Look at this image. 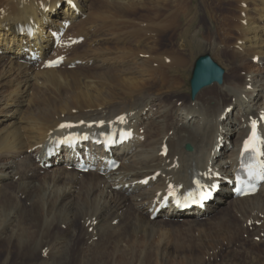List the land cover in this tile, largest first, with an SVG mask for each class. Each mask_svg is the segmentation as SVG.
Masks as SVG:
<instances>
[{
  "label": "bare ground",
  "instance_id": "6f19581e",
  "mask_svg": "<svg viewBox=\"0 0 264 264\" xmlns=\"http://www.w3.org/2000/svg\"><path fill=\"white\" fill-rule=\"evenodd\" d=\"M200 10L208 20L206 30ZM136 11L141 14L137 21ZM196 25H200L201 38L213 43L214 49L219 46L214 54L216 59L232 65L230 92L234 103L215 86L203 89L199 93L204 108L187 112L201 124L191 131L187 126L176 128L172 123L168 114L173 109L171 102L169 107L162 104L159 111H154L153 103L158 98L150 94L168 81L172 89L180 87L179 69L185 62L180 50L201 47L193 43L194 39L187 41L188 32ZM178 29L182 31L176 34ZM53 34L59 41L56 48L51 46ZM78 38L83 40L81 46L76 44ZM176 38L181 40L182 48H174ZM131 39L137 44L134 49L116 46L121 40L129 43ZM82 46L85 49L81 52ZM78 49L81 53H77ZM31 52L40 57L51 55L45 62L35 64L26 61ZM54 59L67 69L47 68L48 61ZM76 61L87 69L80 70L82 66L72 69ZM256 66L264 70V0H0V76L2 85L12 80L15 83L12 90L0 91V249L6 256L3 264H12L14 260L30 263L38 258L50 259L40 264H70L76 240L81 241V249L76 247L74 264H152L157 262V252L169 258L168 264H202L201 254L207 255L205 264H212L218 259L224 241L228 246L236 242L248 246L256 252L250 257L251 264H264V184L254 196L229 199V208L216 213V220L228 222L220 232L206 233L209 220L203 218L208 210L214 209V202L222 197L231 198L223 179L230 176H217L215 168L209 167L219 135L216 123L227 106L241 103L242 86L250 85L251 80L255 81L254 89L260 83L264 91V72ZM254 67L256 70H252ZM62 82L70 89L65 97L58 93L51 100L40 90L46 84L61 86ZM103 111L110 116L98 117ZM132 111L137 124L138 120H149L153 115L168 119L164 127L149 123L151 129L146 134L132 131L131 142L136 145L145 144L152 136L166 135L159 142L160 154L137 158L142 165L139 169L122 167V163L120 169L110 172L99 164L103 177L97 173L80 175L75 170V154L58 143V138L71 131L61 125L95 120L94 128H74L92 139L97 132L108 133L115 127L130 129L124 119H129ZM214 115L216 120H210ZM257 118L259 122V114ZM98 119H103L102 123ZM249 120H240V124L248 126ZM241 135L233 142L236 158L228 165L230 174L238 164ZM187 143L194 147L191 152L184 150ZM87 145L95 155L101 151L96 144ZM84 152L78 150L79 154ZM126 152L113 150L112 156L121 161ZM60 158L67 159L65 167L60 166ZM40 164H50L55 169L47 172ZM69 165L72 169L67 171ZM8 168L11 171L6 173ZM121 169L123 173L119 172ZM39 172L44 175L40 177ZM15 177L17 180L13 181ZM145 179L148 183L143 185ZM157 181L160 183L153 189L140 193ZM213 183L221 187L205 211L182 212L172 203L168 205L169 221L182 218L183 226L197 232L198 243L195 237L178 234L171 238L169 232L153 230L154 220L150 217L158 208L161 211L156 219L162 216L165 195L182 194L197 185L211 188ZM58 187L61 191L57 193ZM76 189H83L84 194L77 193L70 201ZM97 189L99 199L92 197ZM128 193L135 195L128 198ZM122 208L125 209L119 213ZM10 219L14 222L11 230L6 225ZM141 219L150 231L147 227L143 229ZM248 221H253L251 227L247 226ZM84 234L88 239H81ZM154 235L158 238L156 246L152 241Z\"/></svg>",
  "mask_w": 264,
  "mask_h": 264
},
{
  "label": "rangeland",
  "instance_id": "374dc122",
  "mask_svg": "<svg viewBox=\"0 0 264 264\" xmlns=\"http://www.w3.org/2000/svg\"><path fill=\"white\" fill-rule=\"evenodd\" d=\"M103 2H104V0H103ZM137 13H139V14L137 15ZM201 14H203L201 16V18H202L203 26H205L204 30H206L207 27H208V20L205 18L204 13H203L202 10H200V15ZM139 15H141L140 11H136V18H137L136 21L138 20V16ZM199 27H200V25H196V26H194V27H192L190 29V31L188 32V36L189 37H188L187 41L192 42V39H194L195 41L193 43H195L197 45H200L201 47L199 49L196 48V47H191L189 49L180 50V53H182L184 55V58H185L184 64L179 69L180 87H178L177 89H174V88L172 89L171 87H173V86L171 85V82L168 81V83L165 84L164 86H162L159 91L155 90L154 92H151V94H150L151 96H155V97L158 98L153 103V106H154L153 110L154 111H159V108H161L162 104L168 105V107H169L170 102H171L170 107L172 106L173 109L170 108L172 113L169 110L168 114L170 113L171 116H172L171 117L173 119L172 123L175 124L176 128H181V127H186L187 126L188 127L187 129L191 130V131H194L195 129H197V127L199 129L201 124H199L200 122H199V119L197 117H192L191 118V115H187L188 110L192 109V111H195L196 109L200 108V110H201L202 108H204L202 103H201V101H200V98H201L200 93L197 95V97L194 100H190V98H189V94H190V91H189V79L191 77L193 64H194L195 60L198 57L203 56V55H208L211 58V60L214 63H216L224 71L223 84L221 86L217 85V84H212L211 86H215L218 89H220L221 91H223L226 94H228L229 95V99H231V102L234 103V98L232 97L233 96L232 92H230V86H231L230 84H231L232 77L234 76V73L231 72L232 65L227 60L221 59L220 61H218L216 59L214 54H215V51H217L216 49L219 48V46L216 49H214L215 47L214 46H213L214 48L212 47L213 43L208 44V42L206 40L201 38V36L199 35ZM181 31H182V29H178L176 31V34L181 33ZM191 33H193V35ZM190 35H192V36H190ZM175 42H176V45H174V48H176V49L182 48V46L180 45L181 40L179 38H176L173 41V43H175ZM77 44H80V46H81V43L79 41H77ZM109 45L113 46L112 44H109ZM135 45H137L136 42L134 41V39H131V40H129V43L123 42L121 40V42H119V44H117L116 46L117 47H123L124 46L126 48L134 49ZM138 46H140V45H138ZM80 48H82V49H80ZM80 48L79 49L82 52L83 49H85V46H82ZM79 49L77 50V53H81ZM109 54H112V53H110V51H109ZM256 61H257V59L253 61L254 64L257 63ZM75 66L78 67V68H80L82 66L80 68V70H82V71L87 69L85 64L77 63V64H73L72 67L74 68ZM65 67H66V65L65 66L63 65L61 67V69L62 68L63 69H67ZM256 67H257L258 71L261 70L260 71L261 73L264 72V70H262L261 67L260 68L258 66H256ZM256 67L252 68V70H256ZM90 71H92V70H90ZM240 75L242 76L243 74L240 73ZM242 77H244V75ZM1 79H2V77L0 76V91L8 92V91H10V90H12L14 88V86H13V84H15L14 80L8 81V82L4 83V85H2L3 82L1 81ZM248 80H250V79L247 78V81ZM70 81H73V78L70 77ZM254 82H255L254 80L253 81L251 80V84H250L251 87H250V85H248L246 87L242 86V88H244V89L246 88V89L245 90L242 89L243 93H242V96L240 98L241 99V103L240 104L237 105V103H236V104H231L229 107L227 106V108H225V112L222 115H220L218 117L219 118L218 119L217 115L219 114V112L222 109L221 104H220V106L218 108L219 111H217L218 114L216 113L217 115H214V116L209 118L210 120L211 119L216 120V118H217V123H216L217 127H216V129H218V131H219V135L218 136H220V137L217 136L218 138L216 137V140H217V143H218L217 149L212 151L211 160H210L209 164H210V166L215 168L217 173L220 174V173L223 172V174H220V175H227V173L229 172L228 165L230 164V162H232L236 158V156H235L236 155V148L233 146V142H234L235 139L238 138V136L243 131L242 124L240 125V123H239L240 120H242V118L244 116L248 117V116H251V115H256L258 113H260L259 115H260V120H261V116H262L261 114H264V93H263L264 91L261 89V87H259L260 83H257L256 84V88L254 89ZM262 84H264V83H262ZM66 85L67 84L64 83V82H62L61 86H59V85L51 86L50 84H48V85L46 84V86L42 87L40 90H43L41 92L46 93V95L49 97V99L53 100L55 98V96H57L58 93H60V94L62 93L61 97H65L66 95H68L67 93L70 92V89L68 87L65 88ZM211 86H209V87H211ZM209 87H207V88H209ZM256 95H259V96H256ZM160 102H162V103H160ZM211 104H213V102H211ZM105 112H107V110H105ZM105 112L103 111V114H99L97 116L98 117H106V118L108 116H110V115L106 114ZM132 113L133 114H131V112L129 113V116L132 115L131 116L132 118L130 117L128 119L129 120V124H130V126L133 124L132 125V126H134L133 128H136V129H134V131H136L138 133V135L139 134L142 135V134H146V133L150 132L151 128H150L149 123H151V122L154 123L155 125H157L158 127H164L169 122L168 119H161V118L158 119L157 115H153V116L149 117V120L148 119L147 120H143V119L142 120H138V124H137V118L134 117V116H136L135 112L132 111ZM76 114H78V112H76ZM94 117H96V116H94ZM257 117H258V115L257 116H252V118H249V117L248 118L252 119V121H254ZM134 119H136V120H134ZM99 120H101L100 123H102L103 119H98V121ZM111 120H112V118H111ZM257 120H258V118L256 119L255 122H258ZM260 120H259V122H260ZM88 121L89 122H87V121L86 122L82 121V122H85L87 124L91 122L90 119ZM82 122H71V123L72 124H77L78 123L77 125H79V123H82ZM92 123H93V125L95 124L94 127L97 126L95 120H93ZM134 123H135V125L136 124L137 125L135 126ZM132 126H131V128H132ZM83 127L85 128L86 126H83ZM94 127H92V128H94ZM169 131L171 132L173 130H169ZM169 131H167L168 132V134H167L168 136L171 135V133H172L171 132L169 134ZM261 131L264 134V123L262 124ZM144 132H146V133H144ZM163 137L164 136H162V135L161 136L159 135L157 137H153L152 136L150 139H148L146 141L145 144H137L136 145V143H132L131 142V144L129 143L128 145H126L127 147L126 146L125 147L124 146L120 147V149L117 150L119 153H120V151L123 152L124 150L128 151V152H126V156L124 158H122L121 161H119L120 162V166L123 163L124 165H122V167L127 165L128 169L129 168H133V169L141 168L142 165L139 163V161H137V158H142V157H144L146 155L159 154V151H160V148H161V144L159 142H160V139H162ZM165 138H166V135H165L164 139ZM187 144L191 145L190 143H187ZM163 147H165V145ZM191 147L194 148L192 145H191ZM94 155L95 154L93 153V156ZM94 157H96V155ZM60 159H59V162L61 163L60 166L65 167L64 165L66 164L67 159H65V160L63 158L61 160ZM147 164L155 165L156 162L155 163L153 162V164H152V162H148ZM45 169H47V172H48V171H52L55 168L51 167V166L50 167H46L45 166ZM66 169H67V171H70L68 169V167H66ZM10 171H11V169L8 168V169H6L5 172L9 173ZM123 171L124 170H122V169H121V171L119 170V172H121V173H123ZM220 171H222V172H220ZM93 173L96 174L97 171H94V172L91 171L89 173L80 174V175H88V174H93ZM43 175L44 174L42 172H39V176L40 177H42ZM98 175L100 177L103 176L101 174H98ZM111 176L113 177L114 175H111ZM16 180H17V177H15V179L13 181H16ZM157 183H160V181L155 182L154 184L149 186V188L147 187L145 190L141 191L140 193L145 192L148 189H153L155 186L158 185ZM46 187H47V185L44 186V188H46ZM60 191H61V188L58 187L57 188V193L60 192ZM75 191L76 192L74 194H72L71 197L69 198L70 201L73 199V197H75L77 195V193L84 194V190L83 189L80 190V191H79V189H76ZM47 194H48V190L45 192L44 198H46ZM133 195H135V194H127L126 196L129 198L130 196H133ZM260 195H258V196H260ZM92 197L93 198L95 197V198L99 199L100 198V189H97L96 191H94V194H92ZM228 201H229V197L228 196L227 197H222L221 200H218V201L214 202V209L212 211L208 210L205 213L203 218L209 220V223H208V225L206 227L207 229L205 230L206 233L212 235L214 233V231L220 232L219 230L222 229V225L226 224L227 219H222V220L218 219V220H216L217 217L215 218L214 216L216 215V213L218 211L223 210V209L226 210V209L229 208V206L227 204ZM253 201H255V200H253ZM127 202L125 201V204H127ZM250 202L251 201H248V202L246 201V203H250ZM124 209L125 208H122L121 210H119V213H121ZM162 212H163V210H162ZM10 218H11V216H10ZM181 219L182 218H175L172 221H169V219L166 218V216L164 214V215L160 216L159 218L154 219V223H153L152 228H153V230L155 228L156 229H161L165 233L169 232V234L171 235L169 237H171V238H172V236H175V235H178V234H181L184 237H190V238H194L195 237V240L198 243L199 240H197V238H199V237H197V232L193 231L194 232L193 233L192 230H188L187 226H185V225L183 226L182 224L184 222L181 223ZM211 220H213V221H211ZM9 221L6 223V225L8 226V229L11 230L12 227L14 228V222L12 221V219H10ZM177 221H179V222H177ZM12 222H13V224H12ZM252 222L253 221H248L247 222V226L251 227L250 225L252 224ZM140 223L143 224V229L145 227H147L146 229H148L150 231L149 226H147V225L145 226L144 223H146V222H145L144 219H141ZM180 223H181V226H180ZM135 224H136V222H135ZM163 224H165V225L163 226V228H161L160 226L163 225ZM241 224H242V221H241ZM80 228H82V227H80ZM80 228L77 229V233H78V231H80ZM253 231H255V230H253ZM249 232H251V230ZM210 235H208V236H210ZM83 237H84V239H88V235L87 234H84V236H81V239ZM203 237H205L204 234H203ZM243 237L245 238L246 236H243ZM204 239L205 238H203V240ZM157 240H158V238L156 237V235L152 236V241H154L153 242L154 245H155ZM80 242L81 241L76 240L75 249H74L73 253L70 254V257H72L71 260H69L70 264H74L75 261H76L77 252H78V249H76V247H78L79 250L81 249V246L79 244ZM93 243L94 242L90 243L89 245L92 246ZM226 245H227V242L224 241V244H223V246L220 249V255H219L218 259L216 260V262H214V263L212 262V264H251L250 257H252V255H255L256 252H254L252 250H249L247 248L248 246L247 247H242L240 242H236L235 245H233V246H231V245H229V246L227 245L226 246ZM86 249H87V247L84 248V251ZM85 255H88V253L85 252ZM155 255H157L156 256L157 257V262L156 261H155L156 263L152 262V264H158V263L159 264H166V263L168 264L169 263V260H168L169 258L167 259V257H165L160 252H157ZM202 255H204V254H201L199 256V258L202 257L203 260H201L202 261L201 263L205 264V261L207 260V255L204 256V257ZM139 256L141 257L142 253H139ZM5 257H6L5 253L3 251H1V249H0V264L4 263ZM161 258H162V260H161ZM158 259H160V260H158ZM49 260L50 259H47V258L46 259L38 258L36 261L30 262V263H24V262H21L19 260H14L12 262V264H40L42 262H45V263L49 262ZM162 261H164V262L162 263ZM190 262L192 263V261H190Z\"/></svg>",
  "mask_w": 264,
  "mask_h": 264
},
{
  "label": "water",
  "instance_id": "95a60500",
  "mask_svg": "<svg viewBox=\"0 0 264 264\" xmlns=\"http://www.w3.org/2000/svg\"><path fill=\"white\" fill-rule=\"evenodd\" d=\"M223 74L224 71L214 63L208 55L198 57L194 62L191 78L189 80L191 100H193L203 88L213 83L222 84ZM186 149L190 150V147L187 145Z\"/></svg>",
  "mask_w": 264,
  "mask_h": 264
},
{
  "label": "snow or ice",
  "instance_id": "6c2138e0",
  "mask_svg": "<svg viewBox=\"0 0 264 264\" xmlns=\"http://www.w3.org/2000/svg\"><path fill=\"white\" fill-rule=\"evenodd\" d=\"M119 119L123 121V117H120ZM64 126L65 125H61V127H64ZM252 128H253V131L251 135L244 142L242 154L243 152H247V151H257L258 137L256 133V122L255 121H253L252 123Z\"/></svg>",
  "mask_w": 264,
  "mask_h": 264
}]
</instances>
